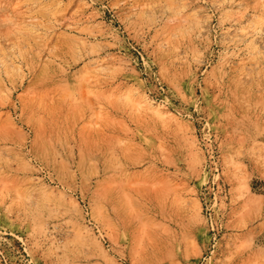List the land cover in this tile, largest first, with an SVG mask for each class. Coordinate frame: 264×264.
<instances>
[{
  "label": "rangeland",
  "instance_id": "374dc122",
  "mask_svg": "<svg viewBox=\"0 0 264 264\" xmlns=\"http://www.w3.org/2000/svg\"><path fill=\"white\" fill-rule=\"evenodd\" d=\"M0 264H264V0H0Z\"/></svg>",
  "mask_w": 264,
  "mask_h": 264
},
{
  "label": "crops",
  "instance_id": "0c3cea01",
  "mask_svg": "<svg viewBox=\"0 0 264 264\" xmlns=\"http://www.w3.org/2000/svg\"><path fill=\"white\" fill-rule=\"evenodd\" d=\"M230 224H233V220H232V221H230Z\"/></svg>",
  "mask_w": 264,
  "mask_h": 264
}]
</instances>
